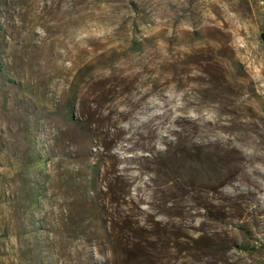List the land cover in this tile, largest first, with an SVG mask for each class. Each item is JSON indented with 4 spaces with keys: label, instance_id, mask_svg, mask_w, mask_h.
Returning <instances> with one entry per match:
<instances>
[{
    "label": "rangeland",
    "instance_id": "374dc122",
    "mask_svg": "<svg viewBox=\"0 0 264 264\" xmlns=\"http://www.w3.org/2000/svg\"><path fill=\"white\" fill-rule=\"evenodd\" d=\"M262 34L259 0H0V264H264Z\"/></svg>",
    "mask_w": 264,
    "mask_h": 264
},
{
    "label": "trees",
    "instance_id": "16d2710c",
    "mask_svg": "<svg viewBox=\"0 0 264 264\" xmlns=\"http://www.w3.org/2000/svg\"><path fill=\"white\" fill-rule=\"evenodd\" d=\"M262 36L264 37V34H262ZM190 160V158H189ZM207 161V158L205 156L202 155H197L193 158V163H195L197 166L200 165H204V163ZM194 166V165H193ZM189 171V176L192 175L193 172L196 171V169H192V165L191 167H189L188 169ZM107 190V189H106ZM119 199V197L117 198V200ZM117 200L114 202L116 203ZM125 221V220H123ZM122 221V225L121 226H117L114 223V220L110 219L104 226L105 232H107V241H108V248H107V253H109L110 255H115V253H117L118 249H120V251H122V253H125L127 255V257L129 256L131 259H138V257H142L143 256V252H142V245L139 244L138 242L141 241L139 237V235L137 233H135V231H138L139 234L142 231L141 228H139L138 226H135V222H125L123 224ZM141 230V231H140ZM120 232L123 233V236L120 235ZM134 233V234H133ZM130 235V236H129ZM141 235V234H140ZM129 236V238H127ZM135 240L132 246L129 247L128 249V245H126L125 241H128L129 243H131V241ZM138 239V240H137Z\"/></svg>",
    "mask_w": 264,
    "mask_h": 264
},
{
    "label": "built area",
    "instance_id": "2783aa9c",
    "mask_svg": "<svg viewBox=\"0 0 264 264\" xmlns=\"http://www.w3.org/2000/svg\"><path fill=\"white\" fill-rule=\"evenodd\" d=\"M259 3L264 6V0H259Z\"/></svg>",
    "mask_w": 264,
    "mask_h": 264
}]
</instances>
